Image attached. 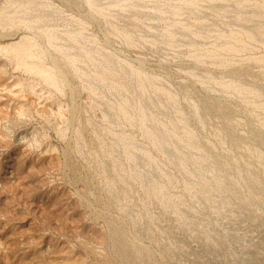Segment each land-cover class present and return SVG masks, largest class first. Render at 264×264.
Listing matches in <instances>:
<instances>
[{"label":"rangeland","instance_id":"rangeland-1","mask_svg":"<svg viewBox=\"0 0 264 264\" xmlns=\"http://www.w3.org/2000/svg\"><path fill=\"white\" fill-rule=\"evenodd\" d=\"M0 264H264V0H0Z\"/></svg>","mask_w":264,"mask_h":264},{"label":"bare ground","instance_id":"bare-ground-1","mask_svg":"<svg viewBox=\"0 0 264 264\" xmlns=\"http://www.w3.org/2000/svg\"><path fill=\"white\" fill-rule=\"evenodd\" d=\"M8 45V44H7ZM10 47H15V51H17V52H28V50H25L24 48H23V46H20L19 44H17L16 42H14V43H12L11 42V44L8 46V48H10Z\"/></svg>","mask_w":264,"mask_h":264}]
</instances>
